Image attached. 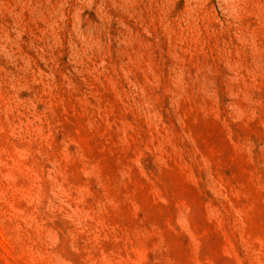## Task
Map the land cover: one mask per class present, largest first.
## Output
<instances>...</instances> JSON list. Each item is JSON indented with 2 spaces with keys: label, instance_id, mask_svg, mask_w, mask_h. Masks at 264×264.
<instances>
[{
  "label": "rangeland",
  "instance_id": "rangeland-1",
  "mask_svg": "<svg viewBox=\"0 0 264 264\" xmlns=\"http://www.w3.org/2000/svg\"><path fill=\"white\" fill-rule=\"evenodd\" d=\"M0 264H264V0H0Z\"/></svg>",
  "mask_w": 264,
  "mask_h": 264
}]
</instances>
